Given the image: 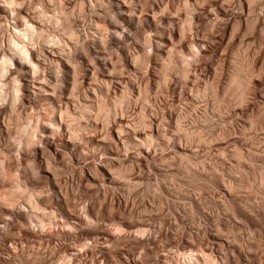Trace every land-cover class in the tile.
<instances>
[{"label":"rangeland","instance_id":"374dc122","mask_svg":"<svg viewBox=\"0 0 264 264\" xmlns=\"http://www.w3.org/2000/svg\"><path fill=\"white\" fill-rule=\"evenodd\" d=\"M44 1L20 2L15 9L17 21L0 7V57L9 54L6 37L14 21L21 25L23 14L42 27L43 37L48 35L44 38L50 48L38 43L30 46L38 57L40 75L55 73L61 82L65 77L62 60L60 54L52 55L55 49L51 46L61 30L47 17L38 18V12L48 8ZM64 2L75 7L81 39L93 45L99 5L93 0ZM133 2L131 7H116V13H135V29L146 42L141 44V40L138 46L130 40L133 44L126 52L131 55L142 49L141 69L130 65L126 52L115 44L119 38L106 31L103 39L112 41L106 50L113 48L106 57L115 62L117 73L109 76L110 64H101L92 54L79 73L82 84L78 83L75 100L80 104L88 96L93 102L103 101L117 94L121 84H129L128 79L147 87L149 102L136 101L137 93L132 90L130 107L125 106L122 116L117 114L106 124L92 112L86 129L69 142L65 123L56 114L58 125L48 123L44 88L32 87L35 82L30 75L26 76L29 80H22V98L13 108L8 100L0 99V192L26 184L27 196L31 192L47 210L35 212L47 222L43 223L47 228L41 229L33 224L37 221L26 205L25 189L14 192L20 196L15 204L0 203V264H182L184 259L177 251L188 247L207 254L214 264H264V0L252 4L248 0ZM248 23L253 27H246ZM118 31L121 40L126 32ZM170 45L173 48L167 57ZM241 58L252 70L248 67L251 83L239 101L226 83ZM49 59L55 63L49 66ZM164 62L169 63L168 70ZM14 63L13 58L8 74L14 72ZM165 69L167 78H160L159 89L154 88L153 81L162 71L166 75ZM103 79L110 80L108 85ZM205 84L211 85L212 93L202 92ZM59 100L58 107L63 106V99ZM142 118L146 128L139 130L138 119ZM122 121L130 128L118 136L115 130ZM96 125H101L99 132ZM192 132L199 139L196 135L187 139L185 133ZM1 160L7 166L6 179Z\"/></svg>","mask_w":264,"mask_h":264},{"label":"bare ground","instance_id":"6f19581e","mask_svg":"<svg viewBox=\"0 0 264 264\" xmlns=\"http://www.w3.org/2000/svg\"><path fill=\"white\" fill-rule=\"evenodd\" d=\"M20 1V0H19ZM18 0H0V7L2 8L1 11H5V12H8L10 13L12 16H13V19L15 21H17V13L15 12V9L16 7H18L19 9V6L18 5L20 2L21 4H23V2H25L26 0H23V1H20L19 2ZM28 1V0H27ZM65 0H45L44 2L45 5H47L46 8L47 10L44 11H40L38 12L37 9V6H36V11L39 13V16L38 18L41 16L43 18L47 17L50 22H52V26L56 27L57 29L60 28L61 30V33H60V36L56 37L54 35V39H49L51 40V46H53V50L55 49L54 52H52L51 54L53 56L60 54V56L58 58H60L62 61V67H63V72L65 77L64 79L60 82V80L58 79V82L57 79L55 78L54 74L53 76L52 75H49L48 76H44V75H40L39 72H41L39 69V61H38V57L36 58L32 48L30 47L32 45L33 47V44H40L41 46H49L50 48V45L49 43L47 42V39L45 40V36L43 37L44 35V32H42V27H37L33 24V22H31L29 19V17H26L24 16L23 14L20 17L19 20H21V25H17V23L14 21V25L12 27V31L10 32V34H8V37L7 38V42H6V45H7V49L9 51V54H6L5 53H2L1 57H0V99L1 100H8L9 101V104L10 106L13 108V106H15L14 104L15 103H18L16 102L17 100H19L20 98H22V80L26 81V80H29L26 78V76L30 75L31 78H33L32 80L35 82V84L32 85V87L34 88H40V89H43V93L45 95L46 98L45 101L47 102V105H48V111L49 113L47 114H50V116H46L48 117L49 121L48 123H50L52 126H57L58 122H56V116L54 117V115L56 114L59 118L58 120L60 119V122L65 123L64 126H66V140L71 142L72 139L74 140V138L76 137L77 135V132L79 130L82 131V129H86L87 126H85V123L87 124L90 119V117H92L94 115V118H100L102 119V121L104 123H106L108 121V119L110 118H114L116 117V115L120 114L121 116L123 115V112L124 109H125V106H127L130 101H132V99H130V93L131 92H134L132 90H135V93L136 94V98L135 100L136 101H140L141 103H144V102H149V91L147 89L146 86H143L142 84H138L137 82L134 83V82H131V81H128L127 79V83L129 84H125L126 82H124L125 85L121 84V81H118V83H120V88L117 87V94L114 93V96L112 97H107V99L102 100H97L96 102H93L91 97H88L86 96L84 102L80 103V104H77V101L75 100V96H76V93H78L77 91L79 90V86L80 84L78 83H81V82H78V79H79V73H81L82 69H83V63L84 61H87L88 59L91 58V55L94 53L97 55L96 58L98 59V61L101 63V64H104V63H108L110 64V67H109V76H112L113 74H115V70H116V64L115 62L113 61H109L107 60V58L109 57H106L107 54H109L111 52V50H113V46H111V50L110 52L107 53V51L109 50H106L108 49L107 46H110L109 44H111V40L114 39L112 38L113 36H117L116 38H119L117 42H115L116 45H118L117 43H119L120 46L123 50H121L122 52H126L127 50L130 49L129 45L131 46L133 44H129L130 40L134 41V42H137L138 46H139V43H141V40H142V43L143 44V39H139V38H143V36H139L138 35V31L135 29L136 28V25L134 24L135 23V19L132 18L133 15H135V13H133L134 11H128V12H122V14L124 16H118L117 13H116V7H120V6H125V7H128L131 4V0H116V1H111V0H93L95 4H98L99 7L101 9H99L97 7V5H95L97 8L96 10H101V12H96V15L97 17L100 19L99 21H97L95 23V26L93 28V30H95V34L98 36H96L95 38V35H93L95 39H93V45H91L88 41L89 39H81V37L79 36V32H77L76 30V21L74 19V9L75 7L73 5H70V6H67L66 3L64 2ZM255 1H259V0H248L249 4L252 2H255ZM82 2V1H81ZM80 2L81 6H82V3ZM91 2V0H90ZM133 2V0H132ZM228 2V1H227ZM134 3V2H133ZM171 3V2H170ZM185 3V2H184ZM251 3V4H252ZM79 4V5H80ZM93 4V3H92ZM90 4V5H92ZM255 4V3H254ZM77 5V4H76ZM135 5V4H133ZM138 5V4H137ZM23 6V5H22ZM40 6V5H39ZM79 6V7H81ZM93 6V8L95 7ZM25 7V6H24ZM44 7V6H43ZM83 7V6H82ZM131 7V6H130ZM191 7V6H190ZM39 8V7H38ZM42 9V7H40ZM39 8V10H41ZM81 10V8H79ZM95 9V8H94ZM118 9V8H117ZM138 9V7H137ZM17 10V9H16ZM136 10V8H135ZM250 10V9H249ZM137 11V10H136ZM162 11V10H161ZM138 12V11H137ZM171 12V11H170ZM187 12V10H186ZM20 12H18L19 14ZM33 13V12H32ZM35 13V12H34ZM142 13V12H141ZM21 14V13H20ZM137 14V13H136ZM153 16L156 15L155 12L152 13ZM249 14V12H248ZM247 14V15H248ZM37 15V14H36ZM175 15V14H174ZM35 16V15H33ZM32 16V19L34 18ZM151 16V17H153ZM134 17V16H133ZM249 17V16H248ZM5 18V17H4ZM36 19V20H39V19ZM42 19V18H41ZM155 19V17H154ZM249 19V18H248ZM35 20V19H34ZM247 20V19H246ZM245 20V22H246ZM254 20V19H253ZM40 21V20H39ZM42 21V20H41ZM45 21V20H44ZM188 21V20H187ZM249 21V20H248ZM252 21V19H251ZM249 21V22H251ZM257 21V19H256ZM43 22V21H42ZM253 22V21H252ZM39 23V22H38ZM43 24V23H42ZM250 23H248L246 25V27L249 25ZM253 24V23H251ZM137 25H138V21H137ZM2 26V25H1ZM249 26H252V25H249ZM248 26V27H249ZM253 27V26H252ZM141 28V27H140ZM181 28V27H180ZM251 28V27H250ZM119 29H123V31L126 32V34L124 35L123 33V37L122 39L120 40V36H121V33L118 31ZM137 29H138V26H137ZM246 29V28H245ZM90 30V29H89ZM88 30V31H89ZM142 29L139 30V32L141 31ZM182 30V29H181ZM247 30H249L247 28ZM251 30V29H250ZM110 32L112 34V39L110 40L111 42H108V40L105 41V39H103V34L104 33H108ZM146 31V30H145ZM184 31V30H183ZM94 32V31H93ZM144 32V30H143ZM148 32V31H147ZM43 33V34H42ZM53 33V32H52ZM55 34V33H54ZM148 34V33H147ZM182 34V33H181ZM187 34V33H186ZM52 35V34H51ZM119 35V36H118ZM142 35V34H141ZM145 35V34H144ZM48 36V35H47ZM46 36V37H47ZM105 36V35H104ZM44 39H43V38ZM56 37V38H55ZM108 37V36H107ZM146 37V36H145ZM144 37V38H145ZM232 37V36H231ZM92 38V37H91ZM147 38V37H146ZM182 38V37H181ZM162 39V38H161ZM183 39V38H182ZM48 40V41H49ZM96 40V42L94 41ZM140 40V41H139ZM146 40V39H145ZM230 40V39H229ZM91 42V41H90ZM107 42V43H105ZM139 42V43H138ZM146 42V41H144ZM114 43V41H113ZM131 43V42H130ZM172 43V42H171ZM176 43V42H175ZM188 43V42H187ZM107 44V45H106ZM136 44V43H135ZM140 44V46H141ZM149 44V43H148ZM189 44V43H188ZM172 45H175V44H172ZM193 45V44H192ZM136 46V45H135ZM191 46V45H190ZM39 47V46H38ZM118 47V48H120ZM175 47V46H174ZM193 47V46H192ZM129 48V49H128ZM171 45L168 46L166 48V51H165V54L167 55V57H169L168 55H170L171 53ZM194 48V47H193ZM134 50H136V48L133 47ZM51 50V49H50ZM74 50V51H73ZM133 50V52H134ZM138 50V48H137ZM136 50V51H137ZM44 51V50H43ZM41 51V52H43ZM73 51V52H72ZM4 52V51H3ZM129 52V51H128ZM132 52V49L131 51ZM112 53V52H111ZM142 49H141V53L138 51V52H134L132 53L131 55H128L127 52H126V56L128 55L129 57V62H130V65L133 66L134 68L138 69L140 67H142V63L143 61L145 60L144 57H142ZM37 54V53H36ZM164 54V55H165ZM163 55V56H164ZM58 56V55H57ZM95 56V55H94ZM144 56V55H143ZM162 56V57H163ZM244 56V55H242ZM240 57V56H239ZM13 58L15 59V66L13 67V71L12 73L8 74V70H9V65L13 62ZM111 58V57H110ZM192 58V57H191ZM46 59V58H45ZM165 59V58H164ZM169 59V58H168ZM240 59V58H239ZM247 59V57H246ZM91 60V59H90ZM163 60V59H162ZM171 60V59H170ZM184 60V59H183ZM165 61V60H164ZM11 62V63H10ZM54 61H52V59H49L48 60V63L49 66L52 65ZM92 62V61H90ZM163 62V61H162ZM161 62V63H162ZM167 62V61H166ZM164 62V63H166ZM248 62V61H247ZM46 63V62H45ZM55 63V62H54ZM57 63V62H56ZM88 63V61H87ZM145 63V62H144ZM92 64V63H91ZM146 64V63H145ZM167 64V63H166ZM166 64H165V67H166ZM248 63H246V60H244V58H241V60L237 63L234 71H230L231 74L229 75V78H228V81H227V88H232L233 92L237 93V96L240 98H238V100H242L243 97H244V93L247 91L246 88L248 87V83H251V82H248L249 80V73L248 71L250 72L251 67H249L247 65ZM61 65V64H60ZM163 66V65H161ZM191 66V65H190ZM55 67V66H54ZM147 67V66H146ZM169 67V63L167 64V67L166 69ZM248 67L250 68V70L248 69ZM46 68V67H45ZM164 69V67H162ZM172 68V67H171ZM138 69V70H140ZM162 69V70H163ZM165 69V70H166ZM175 69V68H174ZM173 69V70H174ZM11 70V68H10ZM89 70V69H88ZM107 70H108V67H107ZM162 70H159V71H162ZM168 70V69H167ZM167 70L165 71V74L167 72ZM176 70V69H175ZM52 71V70H51ZM55 70H53L54 72ZM81 71V72H80ZM90 71V70H89ZM118 71V70H117ZM164 71V70H163ZM161 72L158 76V80H154L153 83H154V88L155 87H159V83L161 85V81H165V79L167 77V74L166 75H163L164 72ZM215 71V70H214ZM43 72V71H42ZM120 72V71H119ZM118 72V73H119ZM139 72V71H138ZM177 72V71H176ZM39 73V74H38ZM44 73V72H43ZM93 73V72H92ZM117 73V72H116ZM186 73V72H185ZM217 73V72H216ZM89 74V73H87ZM120 74V73H119ZM157 74V73H156ZM155 74V75H156ZM159 74V72H158ZM8 75V76H7ZM46 75V74H45ZM58 75V74H57ZM92 75V74H91ZM154 75V76H155ZM187 75V74H186ZM185 75V76H186ZM195 75V74H194ZM7 76V79L5 78ZM88 76V75H87ZM107 76V75H106ZM115 76V75H114ZM113 76V77H114ZM117 76V75H116ZM136 76V75H135ZM161 76V77H160ZM251 76V75H250ZM59 77V76H58ZM57 77V78H58ZM93 77V76H92ZM187 77V76H186ZM4 78V79H3ZM83 78V77H82ZM119 78V76H118ZM129 78V77H128ZM161 78V79H160ZM162 78H165L162 80ZM185 78V77H184ZM199 78V77H198ZM90 79V78H89ZM95 79V78H94ZM93 79V80H94ZM161 81H160V80ZM80 80H82L80 78ZM92 80V82H93ZM101 80V79H100ZM104 80V79H103ZM112 80V79H111ZM120 80V78H119ZM122 80V79H121ZM131 80V79H130ZM186 80V79H185ZM32 81V82H33ZM91 81V80H90ZM89 81V82H90ZM99 81V80H98ZM116 81V80H115ZM114 81V82H115ZM126 81V80H125ZM156 81V83H155ZM160 81V82H159ZM212 81V80H211ZM91 82V83H92ZM110 82V80L108 79H105L103 81V83H105L106 85H108V83ZM139 82V81H138ZM31 83V81H30ZM102 83V84H103ZM113 83V82H112ZM141 83V82H140ZM82 84V83H81ZM90 84V83H89ZM207 84V83H206ZM204 85L205 89H203L204 91V94L205 91H210V87L211 85ZM209 84V82H208ZM7 85H9V90H7ZM93 85V84H92ZM95 85V84H94ZM145 85V84H144ZM165 85V84H164ZM26 86V85H25ZM31 86V85H30ZM98 85V88H99V91L100 93H102V86ZM105 86V85H104ZM110 86V85H109ZM109 86H107L109 88ZM161 87V86H160ZM216 87V86H215ZM94 88V87H92ZM107 88V90H108ZM165 88V87H164ZM219 88V87H218ZM226 88V89H227ZM82 89V88H80ZM91 89V88H90ZM159 89V88H158ZM7 90V91H6ZM83 90V89H82ZM216 90V89H215ZM246 90V91H245ZM84 91V90H83ZM157 91V90H156ZM155 91V93H156ZM223 91V90H222ZM227 91V90H226ZM32 93H35L33 91H31ZM41 92V91H40ZM116 92V90L114 91ZM248 92V91H247ZM80 93V92H79ZM90 93V92H89ZM94 93V92H93ZM96 93V92H95ZM108 93V92H107ZM151 93V92H150ZM212 93V92H211ZM36 94V93H35ZM217 94V93H215ZM96 95V94H95ZM204 96V95H203ZM213 96H216V95H213ZM212 96V97H213ZM218 96V95H217ZM234 96V95H233ZM236 96V94H235ZM84 97V96H83ZM101 97V96H100ZM211 97V96H210ZM5 98V99H4ZM7 98V99H6ZM106 98V97H105ZM236 98V99H237ZM59 99H63V101L61 100V102H63V106H59L57 105L58 101H60ZM211 99V98H210ZM21 100V99H20ZM28 100V99H27ZM43 100V99H42ZM78 100V99H77ZM221 100V99H220ZM2 102V101H1ZM79 103V102H78ZM242 103V101L240 102ZM68 105V106H67ZM71 108L69 109L68 107ZM142 105V104H141ZM150 105V104H149ZM241 105V104H240ZM129 106V105H128ZM10 107V108H11ZM24 107V105H23ZM130 107V106H129ZM11 108V109H12ZM16 108V107H15ZM32 108V107H31ZM10 109V110H11ZM147 109V108H146ZM44 110V109H43ZM13 111V110H12ZM16 111V110H15ZM14 111V113H15ZM47 111V110H46ZM94 112V113H92ZM143 112V111H142ZM18 113V111H17ZM28 114V113H26ZM93 114V115H91ZM10 115V113L8 114ZM138 115V114H137ZM19 116V115H18ZM40 116V115H39ZM145 116V115H144ZM22 117V115H21ZM27 117V116H26ZM44 117V115H43ZM43 117H40L42 121L43 120ZM11 118V117H10ZM137 118V117H136ZM144 118V117H143ZM142 119H138V120H141L139 121L140 123H138V129H144V127L146 126L145 125V122L144 120ZM8 119V118H7ZM29 119V117L27 118ZM36 119H39V118H36ZM46 119V118H45ZM47 119V120H48ZM119 119V118H118ZM17 120H20V119H17ZM95 120V119H94ZM99 120V119H98ZM146 120V119H145ZM40 121V119H39ZM101 121V122H102ZM157 121V120H156ZM11 122V121H9ZM18 122V121H17ZM15 121V123H17ZM100 122V123H101ZM121 122V121H120ZM119 123V125L116 127V134L118 136L121 135V133H123L124 130H127L130 128V125L128 123ZM161 122V120H160ZM20 123V122H19ZM22 123V122H21ZM30 123V122H29ZM46 124V121L44 122ZM96 123V122H95ZM98 123V121H97ZM96 123V124H97ZM104 123H101L102 124V127H103V124ZM117 123V122H116ZM25 124V123H24ZM27 124V122H26ZM25 124V125H26ZM31 124V123H30ZM33 124V123H32ZM48 124V125H50ZM106 124H109V123H106ZM178 124V123H177ZM176 124V125H177ZM47 125V126H48ZM50 125V126H51ZM160 125V124H159ZM181 125V124H179ZM178 125V126H179ZM49 127V128H54V127ZM106 126V125H105ZM177 126V127H178ZM253 126V125H251ZM32 127V126H31ZM33 128V127H32ZM57 128V127H55ZM97 132H99L101 130V125L98 126L96 125V127H94ZM135 128V127H134ZM146 128V127H145ZM17 129V128H16ZM31 129V128H30ZM104 129V128H102ZM137 129V128H136ZM134 129V130H136ZM181 129V128H180ZM29 130V129H28ZM34 130H35V126H34ZM53 130V129H52ZM157 130V129H156ZM179 130V129H178ZM17 131V130H16ZM25 131V130H24ZM30 131V130H29ZM86 131V130H84ZM88 131V129H87ZM133 131V130H132ZM144 131V130H142ZM184 131V130H183ZM186 131V130H185ZM247 131V130H246ZM26 132V131H25ZM24 132V133H25ZM31 132V131H30ZM33 132V131H32ZM39 132V131H38ZM91 132V131H90ZM102 133L104 131H101ZM188 132V131H187ZM79 133V132H78ZM83 133V132H82ZM86 133H89V132H86ZM85 133V134H86ZM184 133V132H183ZM27 134V132H26ZM32 134V133H31ZM186 134V137L187 139H191V137H194L197 133H195L194 136L193 135V132L192 134L190 133H185ZM29 135V134H27ZM90 135V134H89ZM240 135V134H239ZM244 135V134H243ZM19 136V135H18ZM30 136V135H29ZM28 136V137H29ZM80 136V135H79ZM104 136V135H103ZM122 136V135H121ZM27 137V136H26ZM78 137V136H77ZM77 137H76V140H77ZM196 139L199 137V136H195ZM23 138V137H22ZM32 138V137H31ZM47 138V137H46ZM99 138L100 140H104L102 139V134L99 135ZM128 138V137H126ZM137 138V137H136ZM146 138H150V137H146ZM206 138V137H205ZM28 139V138H27ZM130 139V138H129ZM139 138H137L138 140ZM144 139V138H143ZM199 139V138H198ZM26 140V139H25ZM30 139L27 140V142L29 141ZM127 140V139H126ZM125 140V141H126ZM149 139H145L144 141H147L148 142ZM152 139H150L149 141H151ZM127 141H130V140H127ZM142 143L141 139L138 140ZM81 143V142H80ZM83 144V143H82ZM150 144H153L150 142ZM199 144V143H198ZM127 145V144H126ZM206 146V145H205ZM190 147V146H189ZM238 155V154H237ZM235 156V155H234ZM250 156V155H249ZM181 159V158H180ZM187 162V161H186ZM2 160H1V164H2ZM2 171L1 173L3 174V177L6 179L7 175H8V170H6L5 168V164L3 163L2 164ZM185 167V166H184ZM121 171V170H119ZM122 173V172H121ZM124 173V172H123ZM126 173V172H125ZM11 175V174H10ZM122 176H124L122 174ZM10 177V176H8ZM119 177H120V174H119ZM3 178V179H4ZM5 181V180H4ZM9 182V181H8ZM20 182V181H19ZM23 183V182H21ZM22 184H20L19 188H15L16 190L18 189L19 191H22L21 189H25L23 190L25 193H26V184H24V188L21 186ZM22 187V188H21ZM12 189V188H11ZM10 189V190H11ZM16 190H11L9 191V193H1L0 192V203L5 205V204H8L11 206V204H15L16 200L19 199V195L17 196L14 192ZM28 191V190H27ZM30 192V191H29ZM28 193V196H27V193L26 195L23 194V197H25V201H26V205H28V207L30 208V210H32V218L35 221H37V223H33L35 224V226H37L38 224L41 226L40 228L41 229H44L42 227H46L44 226V221H42V219H45V217H41L39 218L38 215L35 214L36 211H41V212H45L46 211L44 210L43 207H40L41 205L39 204L38 201L34 200L35 198H33V195L30 196ZM22 196V195H21ZM18 197V198H16ZM22 197V198H23ZM36 197V196H35ZM16 198V200H15ZM33 198V199H32ZM20 203V202H19ZM21 204V203H20ZM23 204V203H22ZM23 205H21L22 207ZM24 207V206H23ZM43 210V211H42ZM49 213V212H47ZM51 214V213H49ZM44 215V214H43ZM48 216V215H47ZM37 219V220H35ZM40 219V220H39ZM49 220V218H48ZM33 222V221H32ZM46 222V221H45ZM44 223V224H43ZM47 223V222H46ZM50 221L48 222V224H46L47 226L49 225ZM37 224V225H36ZM52 224V223H50ZM38 225V226H39ZM50 226V225H49ZM48 226V227H49ZM47 228V227H46ZM119 230V229H118ZM116 231V230H115ZM186 249V248H185ZM177 255L178 257H182L184 259V263L182 264H214L215 262H213L214 260L210 259L209 256L207 254H204L202 251H198L191 248V247H188L186 250H184L183 252H180V251H177ZM175 258V257H174ZM65 259V258H64ZM66 260V259H65ZM182 260V259H181ZM180 261V260H179ZM174 262V261H173ZM177 264V263H176Z\"/></svg>","mask_w":264,"mask_h":264}]
</instances>
